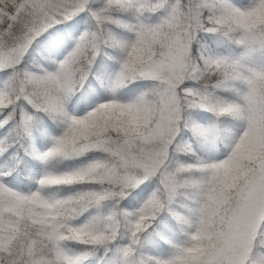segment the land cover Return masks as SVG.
I'll return each instance as SVG.
<instances>
[{
	"label": "snow or ice",
	"instance_id": "1",
	"mask_svg": "<svg viewBox=\"0 0 264 264\" xmlns=\"http://www.w3.org/2000/svg\"><path fill=\"white\" fill-rule=\"evenodd\" d=\"M0 264H264V0H0Z\"/></svg>",
	"mask_w": 264,
	"mask_h": 264
}]
</instances>
